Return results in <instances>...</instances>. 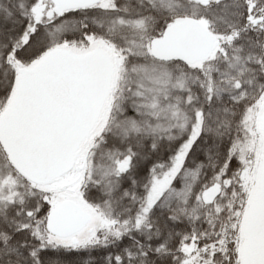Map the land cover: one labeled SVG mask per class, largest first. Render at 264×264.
I'll return each mask as SVG.
<instances>
[{"label":"snow or ice","instance_id":"6c2138e0","mask_svg":"<svg viewBox=\"0 0 264 264\" xmlns=\"http://www.w3.org/2000/svg\"><path fill=\"white\" fill-rule=\"evenodd\" d=\"M0 264H264V0H0Z\"/></svg>","mask_w":264,"mask_h":264}]
</instances>
